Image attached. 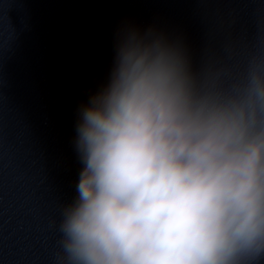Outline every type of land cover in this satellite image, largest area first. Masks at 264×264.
<instances>
[{
  "label": "clouds",
  "instance_id": "1",
  "mask_svg": "<svg viewBox=\"0 0 264 264\" xmlns=\"http://www.w3.org/2000/svg\"><path fill=\"white\" fill-rule=\"evenodd\" d=\"M68 264H240L264 254V81L194 91L182 59L133 37L83 109Z\"/></svg>",
  "mask_w": 264,
  "mask_h": 264
}]
</instances>
